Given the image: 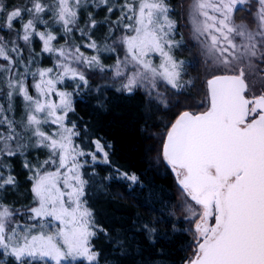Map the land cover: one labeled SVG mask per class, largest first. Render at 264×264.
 I'll return each instance as SVG.
<instances>
[{
    "label": "snow or ice",
    "instance_id": "6c2138e0",
    "mask_svg": "<svg viewBox=\"0 0 264 264\" xmlns=\"http://www.w3.org/2000/svg\"><path fill=\"white\" fill-rule=\"evenodd\" d=\"M88 2L30 0V6L14 7L0 15V31H12L25 12L30 17L16 31L15 39L7 41L0 36V80L7 89L8 102L6 109L0 104V126L5 129L0 131V191L16 186V177L3 163L4 157L23 156L27 147L48 151L43 164H23L31 173L28 179L33 194V204L25 212L30 214L28 221L34 223H21L17 218L21 210L0 200V264L9 259L12 264H99L101 253L93 244L98 231L108 237L111 252L117 257L115 264H145L144 245L135 236H112L100 228L83 199L87 181L82 177L84 164L79 158L90 156L95 163L99 153L101 162L109 164L106 146L94 140L95 151L85 152L75 143L79 135L76 125L64 123L73 111V94L59 90L57 85L78 80L87 86L77 65L104 70L98 55L86 56L67 39L74 31L83 38L96 27L91 13L85 28L78 25L79 12ZM92 2L96 7H106L109 14L118 9L120 15L113 23L124 32L103 48L90 36L83 46L97 53L122 46L125 58L117 60L114 72L125 79L117 90L132 92L147 85L149 101L167 107L158 82L176 92L185 86V62L173 55L181 41L174 38L176 21L170 16L167 0ZM248 3L190 0L187 5L192 38L211 75L206 81L210 106L199 114L182 111L163 141L164 161L183 193L194 202L184 209L185 218L194 224L191 256L184 264H264V0H258V10L250 14V22L243 18L237 21L236 12ZM4 12L0 6V13ZM47 13L65 37L59 47L54 43L57 34L44 18ZM38 23L45 25L44 30L37 28ZM21 40L30 55L27 62L18 44ZM34 40L40 42L39 53H34ZM43 54L53 58V67L32 71L35 56ZM151 54L160 57L158 64L153 63ZM129 67L134 71L126 75ZM29 75L35 95L25 83ZM17 96L24 104L21 121L6 114L13 111ZM46 124L56 125V130L45 133L42 126ZM23 133H29L28 140L34 138V142L24 143ZM108 179L130 181L129 187L139 180L119 168ZM48 218L58 222L53 223L55 231L48 230ZM143 231L151 246L159 243L155 227L145 224Z\"/></svg>",
    "mask_w": 264,
    "mask_h": 264
},
{
    "label": "trees",
    "instance_id": "16d2710c",
    "mask_svg": "<svg viewBox=\"0 0 264 264\" xmlns=\"http://www.w3.org/2000/svg\"><path fill=\"white\" fill-rule=\"evenodd\" d=\"M89 1L91 5L88 7L86 4L79 12V28H85L91 13L100 29L105 31L106 25L113 23L112 19L117 11L108 22L104 18L106 7H96L92 0ZM3 2L5 11L17 6H30V0ZM44 2L50 3V0ZM168 4L175 9L179 28H182L181 0H168ZM23 15L20 28L29 18L26 12ZM97 15L104 19H97ZM50 16L51 13H47L44 18L48 19V26L53 28L52 31L59 40L64 35L61 32V36H58L59 26L54 27ZM38 25L39 23L37 27ZM91 33L92 29L82 38L79 31H74L67 38L75 45H84L89 42V36L92 37ZM36 43L35 50H39V41ZM83 45L81 48L85 49ZM176 55L188 59L184 75L188 79L192 77L189 87H184L189 90L188 96L192 97L196 92L201 98H208L204 85L201 84L202 72L197 67L193 47L184 43L176 50ZM24 59L28 60L25 56ZM46 65L47 63L42 66ZM96 85L97 83L89 81L87 86L73 91V111L66 118L70 126L76 125L79 135L75 140L81 142V148L85 152H94L92 141L99 140L106 146L109 154V164L100 161L94 163L90 156L82 157V177L87 181L84 200L93 211L100 228L112 236H135L144 245L145 264H184L191 256L193 235L188 220L178 212L179 186L175 174L163 159L161 147L164 138L159 134L167 116L174 121L181 112L169 115L167 111L155 110L141 88L126 92L118 91L114 86ZM185 92L187 91H182ZM117 168L129 175L135 174L139 178L138 183L129 187L130 181L108 179L115 175ZM145 224L157 229L159 243L154 247L145 240ZM93 244L95 250L101 253L99 264H115L117 257L111 252L109 239L104 232H97Z\"/></svg>",
    "mask_w": 264,
    "mask_h": 264
},
{
    "label": "rangeland",
    "instance_id": "374dc122",
    "mask_svg": "<svg viewBox=\"0 0 264 264\" xmlns=\"http://www.w3.org/2000/svg\"><path fill=\"white\" fill-rule=\"evenodd\" d=\"M112 2L118 3V2H120V0H112ZM189 2H190V0H181L180 9H181V15H182V18H181V27L182 28H179L180 27L179 26V20L176 17V14L174 11L175 9L168 4L170 6V9H171L170 16L173 20L176 21V30L174 33V38L177 41H181L180 46L183 45L184 43H186V44L188 43L190 46L193 47L195 57L197 60V67L200 68V70L202 72L201 73V75H202L201 84L204 85V90H205V94H206V92H207L206 81L210 77L211 72L207 68L204 57L201 55V52H200L198 45L196 44V42L192 38L191 26H190L189 17L187 14L188 13L187 5L189 4ZM167 3H168V0H167ZM4 5H5V2H3V0H0V6L5 7ZM87 5L89 7L91 5V1H89L87 3ZM17 7H21V6H17ZM88 7H87V9H88ZM13 8L7 9L4 13H2V14L0 13V15L6 14L8 11H11ZM257 10H258V0H249V3L244 6L242 11L236 12L235 19L237 21H239L241 18H243L244 20L250 22L251 21V15L250 14L255 13ZM115 11H117L116 12L117 14L113 17L112 22L115 21L117 19V17L120 15L118 9ZM113 13L112 14H109L108 12L105 13V17H104L105 20L109 22V20L113 16ZM98 17L99 18H97V19H104V18H101V16H98ZM106 17H107V19H106ZM20 22L15 23L14 29L16 31L21 29L20 28ZM56 26L54 25V27H56ZM37 28L40 30H44L45 25L39 24ZM14 29L12 31L4 29V30L0 31V36H3L5 38V40H7V41H11V40H13L12 38L15 39L16 31ZM52 29L53 28H51V30ZM110 29L115 30V31L112 32V31H110ZM123 32H124L123 28L122 27L118 28L117 25L114 23L106 25L105 31L100 29V25H97L95 28L92 29L91 39L94 40L99 46H101V48H103V46L105 44L111 45L112 44V38L114 36L119 37L120 35L123 34ZM59 34H61V32L58 33V36L60 37L61 35H59ZM107 39H110V40L107 42L106 41ZM68 41L70 44L75 45L73 43V41H71L70 39ZM36 42H37V40L33 41L34 53H35V51L37 53H39L40 47H39V50H35L37 48ZM54 43H56V45L58 44L57 47H59L60 45L65 43V37L60 38L59 40L55 41ZM19 45L22 49H24V56L27 57V59H29L30 55H29L28 50L24 47V44L20 43ZM82 45L83 44L78 45V46L80 47V50L82 52H84V54L86 56L91 57L93 55H98L100 60H101V63L104 66V70L101 71L98 67L88 68V67H84L82 65H77L76 67H78L79 70L83 72L87 81L97 83L96 86L109 85V86H114L117 89H119L121 86V83L124 81L125 77H116L114 69H115V65H116L117 60H124V58H125V54H124V50H123L122 46L115 45L114 46L115 50H113V51L101 50L99 53H97L95 50H93L91 48L82 49L81 48ZM39 46H40V42H39ZM178 48L174 49L173 55L175 56V58L177 60H182L185 62V64H184V75H185L186 74L185 68L188 65L187 64L188 59L187 58H181V57L176 55V50ZM151 59L153 60V63H156V64H158L160 61V57L155 55V54H151ZM25 62H27V60H25ZM0 63H3V62L0 61ZM46 63H47L46 66H42L43 64H46ZM53 65H54L53 58L51 56H49L48 54H43L40 56H35L33 63L31 64V69H32V71H35L37 68H49V67H53ZM18 71L22 72L23 67L18 65ZM132 71H134V69L129 67L126 70V75H130L132 73ZM6 75L7 74H5V77H6ZM190 79L183 76L185 86L187 85L189 87L190 83H188V81L192 82V80H190ZM25 83L29 86L30 94L35 95V90L31 88L32 77L30 75L26 78ZM158 83H159V91L161 93H164L165 99L167 100V107H165L164 103L157 102L156 100H152L150 102L149 98H148L149 104L155 110L167 111L170 113L169 115H171L172 113L178 114L184 110H190L194 113H198L199 111L201 112V111L205 110L209 106L208 98H206V97H205V99L201 98V96L196 95V92H194L192 97L188 96V93H189L188 88H183L179 92H176V91L172 90L171 88H169L167 85L163 84V82H158ZM77 84L80 85L79 87L85 86L82 83H80V81H78V80L77 81L66 80V82L64 84L57 85V87L61 91L71 92L73 94V91L77 89ZM147 87L148 86L146 85L145 88H141V89H143L146 92L147 97H148ZM183 90H186L187 92L182 93ZM153 95H155V93H153ZM6 96H7V89L3 85L2 80H0V104H3L5 109L7 108V105H8ZM52 99L54 101L58 100V98L54 94L52 96ZM72 103H73V97H72ZM6 114L16 121H21L24 118V104H23L22 98L17 96L13 101V111L10 113H6ZM170 119L171 118H169L167 116V118L163 121V128H161V132L159 133L162 135V139L163 138L165 139V136H166V133L168 130L167 129L168 124L170 127V125L173 122V120H170ZM64 123L68 127H72V125L70 126L68 124L67 120H65ZM42 127H43V131L45 133H48V134H51L52 132H54L56 130V125H47L46 124V125H43ZM17 128H18V130H20L19 124H17ZM0 131H5L3 126H0ZM23 135L25 138L23 141L24 143L28 144V143L34 142V138H33V141L28 140V137L30 135L29 133H23ZM74 140H75V138H74ZM75 143L78 145L81 144V142L77 141V140H75ZM80 147H81V145H80ZM161 151H162V147H161ZM96 155H97V161L101 162L103 159L101 154L96 153ZM47 158H48V151L46 149L34 148V147L25 148L23 156L17 155L14 157H4L3 158V163L10 166L12 174L16 177V186L14 188L10 187L6 191H0V200H2L5 204L13 206V208H18L21 210V214L18 215V217H17L21 221V223H24V224L34 223L32 221H28L27 216L30 214L25 212V209L27 207L32 206V204H33V194L31 192L32 182L28 179V177H29V175H31V173L23 167V164L25 161H27L35 167V166L43 164L44 160H46ZM81 159H82V157L79 158L80 162L82 163L83 160L81 161ZM45 167H49V166H45ZM49 170L54 171L55 169L49 167ZM5 175H7L6 169H5ZM83 199H84V197H83ZM191 204H194V202L191 201L190 198H188L179 187L178 188V204H177L178 212L182 216L186 217L187 213L184 211V209L187 205H191ZM86 206H87V204H86ZM88 208H90V207H88ZM93 216H94V214H93ZM94 220H95V217H94ZM187 220H188V226H189L190 230L193 232L194 224H192L191 220H189V219H187ZM95 222H96V220H95ZM53 223H58V222H52L50 220V218H48V230L55 231V227H53ZM6 264H12V261L9 259L6 262Z\"/></svg>",
    "mask_w": 264,
    "mask_h": 264
},
{
    "label": "water",
    "instance_id": "95a60500",
    "mask_svg": "<svg viewBox=\"0 0 264 264\" xmlns=\"http://www.w3.org/2000/svg\"><path fill=\"white\" fill-rule=\"evenodd\" d=\"M206 89H207V97H208L207 83H206ZM208 101H209V98H208ZM209 106H210V101H209ZM209 106H208V107H209ZM188 111H189V110H188ZM190 112H191V111H190ZM196 114H199V113H196ZM177 117H178V116H177ZM177 117H176V118H177ZM176 118H175V119H176ZM174 121H175V120H174ZM174 121H173V122H174ZM173 122H172V123H173ZM165 137H166V136H165ZM162 148H163V145H162ZM166 164H167V163H166ZM167 165H168V164H167ZM168 166H169V165H168ZM169 167H170V166H169ZM170 168H171V167H170ZM177 184H178V183H177ZM178 186H179V185H178ZM180 189H181V188H180ZM181 190H182V189H181ZM182 191H183V190H182Z\"/></svg>",
    "mask_w": 264,
    "mask_h": 264
}]
</instances>
